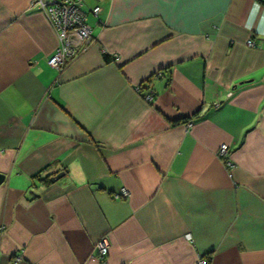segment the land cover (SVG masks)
<instances>
[{
  "label": "crops",
  "instance_id": "1",
  "mask_svg": "<svg viewBox=\"0 0 264 264\" xmlns=\"http://www.w3.org/2000/svg\"><path fill=\"white\" fill-rule=\"evenodd\" d=\"M52 1L0 0V264H264V0H82L60 70Z\"/></svg>",
  "mask_w": 264,
  "mask_h": 264
},
{
  "label": "built area",
  "instance_id": "2",
  "mask_svg": "<svg viewBox=\"0 0 264 264\" xmlns=\"http://www.w3.org/2000/svg\"><path fill=\"white\" fill-rule=\"evenodd\" d=\"M42 9L58 34L59 44L55 52L48 58L47 63L60 70L66 62L74 59L80 51L85 50L92 42L91 27L86 22V13L82 8V0H53L50 3H41ZM94 14L100 11L99 6L91 9ZM248 45L253 42L248 40ZM138 88V87H137ZM145 99L152 101L153 96L146 94ZM188 122L187 125H190ZM228 146L221 144L218 148L219 156H225ZM229 164V163H228ZM125 188L120 193H115L114 198L126 196ZM98 256L103 259L108 254L109 242L106 236L96 243ZM197 264H206L205 258H200Z\"/></svg>",
  "mask_w": 264,
  "mask_h": 264
},
{
  "label": "water",
  "instance_id": "3",
  "mask_svg": "<svg viewBox=\"0 0 264 264\" xmlns=\"http://www.w3.org/2000/svg\"><path fill=\"white\" fill-rule=\"evenodd\" d=\"M62 176H63V172L60 171V172L56 173L54 176H51L49 178V180L51 182H54V181L58 180L60 177H62ZM4 177H5L4 174H0V183L3 181Z\"/></svg>",
  "mask_w": 264,
  "mask_h": 264
},
{
  "label": "snow or ice",
  "instance_id": "4",
  "mask_svg": "<svg viewBox=\"0 0 264 264\" xmlns=\"http://www.w3.org/2000/svg\"><path fill=\"white\" fill-rule=\"evenodd\" d=\"M162 3H169L171 0H161Z\"/></svg>",
  "mask_w": 264,
  "mask_h": 264
}]
</instances>
